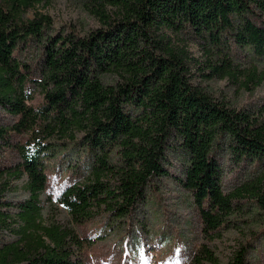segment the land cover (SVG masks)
<instances>
[{"label":"trees","instance_id":"trees-1","mask_svg":"<svg viewBox=\"0 0 264 264\" xmlns=\"http://www.w3.org/2000/svg\"><path fill=\"white\" fill-rule=\"evenodd\" d=\"M43 1L0 0V108L12 118L0 125V264H76L69 229L42 218L46 163L59 154L74 153L85 175L54 198L76 221L105 215L113 227L143 211L174 150L205 231L243 199L264 212V104L233 107L190 79L195 66L205 80L261 84L264 0H78L101 24L83 35L56 29L36 10ZM174 35L199 43L204 60ZM222 151L257 175L226 193ZM21 178L27 198H6ZM248 246L226 264H253ZM189 264L221 263L201 245Z\"/></svg>","mask_w":264,"mask_h":264},{"label":"rangeland","instance_id":"rangeland-1","mask_svg":"<svg viewBox=\"0 0 264 264\" xmlns=\"http://www.w3.org/2000/svg\"><path fill=\"white\" fill-rule=\"evenodd\" d=\"M36 10L50 16L53 26L64 32L83 35L101 25L78 0H45L36 6ZM174 39L178 45H184L193 58L204 60L202 46L192 38L174 35ZM243 62L240 59L242 66ZM200 71L191 67L190 79L228 105L238 108L249 103L264 104V80L248 91L226 79L205 80ZM33 78L37 80L38 74ZM31 92L33 101H40L42 92L36 82L32 84ZM11 121V116L0 108V125L5 126ZM181 155L179 150L168 154V175L154 181L148 190L145 209L137 211L127 222L110 227L105 215L76 221L55 201L64 185L81 182L85 176L80 175L81 164L74 153L59 154L46 163L49 197L45 193L41 196L43 222L69 229L67 242L76 264H189V256L201 245L211 248L220 263L226 264L247 242L249 260L253 264H264V212L243 199L238 205L239 214L231 215L224 227L214 232L205 231L191 202L190 192L179 182ZM219 157L223 170L221 181L226 193L257 175L251 164L237 163L225 151ZM66 165L75 166V171L71 172ZM8 185L6 198L13 201L27 198L24 178L12 179Z\"/></svg>","mask_w":264,"mask_h":264}]
</instances>
